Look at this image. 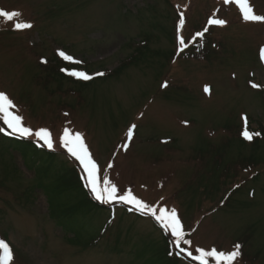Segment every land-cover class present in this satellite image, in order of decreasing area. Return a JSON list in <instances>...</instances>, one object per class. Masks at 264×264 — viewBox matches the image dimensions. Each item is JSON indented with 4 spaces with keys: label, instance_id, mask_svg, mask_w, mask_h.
Listing matches in <instances>:
<instances>
[{
    "label": "rangeland",
    "instance_id": "1",
    "mask_svg": "<svg viewBox=\"0 0 264 264\" xmlns=\"http://www.w3.org/2000/svg\"><path fill=\"white\" fill-rule=\"evenodd\" d=\"M250 4L264 16V0ZM0 9L18 11L19 22L33 25L16 30L17 21L0 18V92L25 126L50 131L53 147L42 148L57 153L52 171L39 173L44 159L34 164L23 153L0 149V239L12 249V264H172L167 257L199 264L174 259L170 234L124 204L102 202L101 213L78 219L89 244L106 231L97 244L68 241L39 187L54 182L59 168L75 166L84 176L61 146L66 128L83 134L99 175L121 193L131 190L157 209L174 208L193 254L197 248L230 253L244 241L238 264H264V135L257 147L255 137L237 136L243 116L250 131L264 128V22L243 20L239 6L223 0H0ZM210 18L226 24L209 25ZM205 28L217 47L208 62L193 61L188 54ZM181 36L188 45L183 51ZM58 51L82 63L65 61ZM56 59L68 64L63 70L93 79L73 77L86 88L67 80L56 91V83L43 82L41 65L54 66ZM73 87L77 91L64 93ZM0 129V139L21 138L9 135L2 120ZM235 184L241 188L228 200ZM74 231L71 239L80 234Z\"/></svg>",
    "mask_w": 264,
    "mask_h": 264
},
{
    "label": "snow or ice",
    "instance_id": "2",
    "mask_svg": "<svg viewBox=\"0 0 264 264\" xmlns=\"http://www.w3.org/2000/svg\"><path fill=\"white\" fill-rule=\"evenodd\" d=\"M224 4H236L239 6L241 16L245 21L253 22H264V16L255 14L253 7L250 4V0H223ZM21 17V13L18 11H6L0 9V18L5 21L13 22L16 30H27L31 29L33 25L30 22H19L18 18ZM185 21L183 13L180 14L179 27H183ZM209 25L224 26L226 21L223 19L210 18L208 21ZM208 29L205 28L204 32ZM204 32L197 33V37H203ZM180 51H183L186 44L183 37H179ZM58 55L65 61L73 64H80L82 61L76 60L72 56L58 51ZM262 59H264V49L261 50ZM42 63H47L46 60H42ZM66 71V74L75 77L78 80L89 81L93 79V75L81 70H62ZM96 76H102L103 73H96ZM166 83L162 85L165 87ZM253 88L259 87L256 84L251 85ZM211 89L205 86V92L210 94ZM16 105L8 97L6 93L0 92V120L7 126L8 134H16L21 138L33 137L37 142H40L41 146H46L51 149L53 147V141L51 133L48 129H39L33 131L29 127L23 124V117L15 111ZM67 115V113H65ZM244 121V127L242 130V138L247 141H252L254 137H258L261 133L252 132L249 130L248 119L246 116L242 117ZM187 122H185L186 124ZM136 126L132 125L127 133L128 140H131L134 134ZM4 129H0L3 132ZM61 146L66 149L70 157L74 158L80 165L84 176L82 177L83 182L92 194L93 198L97 201L113 204H124L129 206V211H136L137 213L151 217L155 222L162 228V230L173 238L172 246L175 252L170 251L171 254L176 256H185L193 261L199 262V264H210V260L214 261L215 264H238L239 258L242 256L241 248L242 245L237 243L234 245L233 251L225 253L223 251H217L215 248L205 250L197 248L195 251L198 254H193L189 250L191 246V240L186 238V233L183 229V225L178 216L177 211L161 207L157 209L154 206L148 205L139 198H137L131 190L120 192L118 187L112 183L106 176L101 177L99 175V168L95 160L84 141L83 134L76 132L73 133L69 129H65L61 137ZM127 149V144L123 146ZM189 246V247H186ZM13 252L8 243L0 239V261L2 264H12Z\"/></svg>",
    "mask_w": 264,
    "mask_h": 264
},
{
    "label": "trees",
    "instance_id": "3",
    "mask_svg": "<svg viewBox=\"0 0 264 264\" xmlns=\"http://www.w3.org/2000/svg\"><path fill=\"white\" fill-rule=\"evenodd\" d=\"M216 47V41L212 39L211 30L209 29L204 33L202 38L200 37L199 42L192 45V51L188 54L189 58L193 59V61L201 60L208 62L209 60H211V55L215 52L213 51V49L215 50ZM54 63L57 64L54 66L50 65V63H45V66L41 64L47 72L45 73L46 77L43 78V82L56 83L58 87V90L56 91H61L63 83L67 80L74 81L75 83L79 84L81 87L78 90L86 88V86L88 85L86 84V82L78 83V80H74V78L71 76L67 77L65 72L62 71L63 66L68 65L67 63L63 61H57V59L54 61ZM119 71H121L120 68L117 72ZM74 90L77 91V89L73 87V89H69L64 93L67 94L69 92H73ZM256 132L261 133L260 136H262L264 135V128H259ZM241 133V131H238L237 133V136L239 135V138H242ZM260 136L255 137L254 139L253 144L254 146L256 145V147L258 144L257 141L258 139H260ZM0 149H7L10 151H18L20 153H23L22 155L31 160V162L34 164L37 160L44 159L45 165H43L42 169H39V173H48L50 170L52 171V164L55 163L54 160L57 156V153L54 151L46 152V150H44L38 143L35 142V140L31 138L24 139L19 137L1 136ZM244 162H250V160ZM251 164L253 165L254 163L248 164L249 170H252ZM56 173L57 178L54 182L48 184H39V187L45 191V194H47L46 196L48 197L50 214L56 219L59 225H61L63 230L66 232L65 234L68 236V241L74 244V246H81L85 243H87L86 245L89 246L97 244L103 233H105L106 231L101 233L100 237L98 239H95L93 243L89 244V242H91V238L89 239L88 236L82 237L85 236V231L82 230L80 226H78V219L85 218L86 215L89 214V212H95L94 214L101 213V211L104 210V207L100 204V202H97L90 194L88 188L82 180V174L75 166L71 169L59 168L57 169ZM239 187L240 185L235 184L233 185L232 189L230 188L229 190H227L228 192L226 194V198L229 200V198H231V196L241 188ZM35 188L37 187L35 186ZM80 194H83L84 196V199L81 202L77 199V196H80ZM58 213H61L60 216L58 215ZM94 214H92L91 216L92 219L94 217ZM74 229L80 231V234H78L80 235V237L78 238L77 235L74 239H71L72 234H75ZM237 243L242 245L241 250H243L245 242H236V244ZM165 244H167V241L165 242ZM166 259L167 263L171 261L172 264H176V260L170 259L169 257H167ZM174 259L177 258L175 257Z\"/></svg>",
    "mask_w": 264,
    "mask_h": 264
}]
</instances>
